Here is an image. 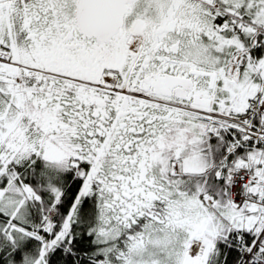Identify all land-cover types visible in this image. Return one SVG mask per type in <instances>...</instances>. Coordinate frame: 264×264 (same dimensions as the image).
Returning a JSON list of instances; mask_svg holds the SVG:
<instances>
[{"label": "snow or ice", "instance_id": "6c2138e0", "mask_svg": "<svg viewBox=\"0 0 264 264\" xmlns=\"http://www.w3.org/2000/svg\"><path fill=\"white\" fill-rule=\"evenodd\" d=\"M0 264H264V0H0Z\"/></svg>", "mask_w": 264, "mask_h": 264}]
</instances>
